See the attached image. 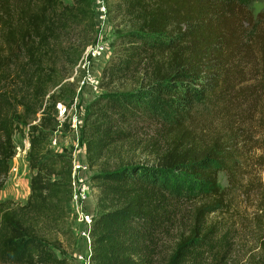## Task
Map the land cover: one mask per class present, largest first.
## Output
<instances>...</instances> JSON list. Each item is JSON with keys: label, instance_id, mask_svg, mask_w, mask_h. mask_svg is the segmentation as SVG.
<instances>
[{"label": "trees", "instance_id": "16d2710c", "mask_svg": "<svg viewBox=\"0 0 264 264\" xmlns=\"http://www.w3.org/2000/svg\"><path fill=\"white\" fill-rule=\"evenodd\" d=\"M104 1L117 21L98 83L109 93L87 105L79 128L97 169L89 264H226L234 223L217 174L239 186L245 135L240 126L205 141L193 126L200 107L241 92L235 79L245 70L236 64L264 90V11L254 16L247 0ZM95 43L90 0H0V191L24 128L32 172L24 204L0 201V264H68L57 251L71 166L64 180L47 142L59 126L56 105L74 97L75 68ZM256 161L263 169L264 155ZM243 186L246 195L264 187ZM262 204L254 219L264 256Z\"/></svg>", "mask_w": 264, "mask_h": 264}, {"label": "rangeland", "instance_id": "374dc122", "mask_svg": "<svg viewBox=\"0 0 264 264\" xmlns=\"http://www.w3.org/2000/svg\"><path fill=\"white\" fill-rule=\"evenodd\" d=\"M65 4H71L72 0H62ZM92 12L96 26V43H99V55L86 56L84 55L81 63L76 66V92L73 98L68 97L58 104L65 107V113L60 116L58 113L57 120L59 126L56 131L48 137L47 151L49 154L60 155L61 160L56 163L55 168L62 170L58 173L63 176L64 180L68 181V173L73 159L83 161L82 148L84 144L80 142L79 128L82 124L87 105L95 98L109 93V90L99 88V80L102 69L108 62L112 53V48L116 39L115 25L117 21H113L107 17V5L104 0H90ZM102 7L104 12H102ZM247 9L256 16L264 11V0H247ZM253 30H247V36H251ZM87 51V50H86ZM86 53V52H85ZM237 67L247 70L243 63L236 64ZM244 71V72H245ZM241 73L235 79V82L241 85L238 86L240 93H229L220 101H214L209 105L200 107L196 115V123L193 126V131L197 135L209 140L210 138L227 132L232 134L233 130L237 131L241 126L244 136H238L239 147L242 154L239 157L240 164L244 171L240 172L235 181L239 186L231 187L229 179L225 172L217 174V184L221 190L227 191L228 200L231 204L233 239L231 242V257L226 264H264V256L258 248L260 239V228L262 220L257 222L254 219L256 214V206L259 201L264 203V187H256L249 195L244 192V184L252 181L258 185L261 180L264 186V168L258 167L257 157L264 155V127L261 119L264 117V90L259 87V81L247 72ZM71 80V79H70ZM57 89V88H56ZM120 89L116 87L112 90ZM111 92V91H110ZM246 93V94H245ZM57 107V105H56ZM75 121V122H74ZM76 125V126H74ZM233 129V130H231ZM227 134V135H228ZM250 136V137H249ZM148 136H142L139 139H147ZM14 144V156L9 162L10 170L8 178L0 191V201L11 200L14 203L24 204L29 195V181L32 172L28 167L27 152L29 150V133L27 128L19 130L12 138ZM55 140V145L52 141ZM243 140L245 141L243 143ZM85 149V148H84ZM85 151V150H84ZM140 161H148L145 157L138 156ZM152 163V161H150ZM65 168V169H63ZM96 167L89 168V171L84 174L90 186V195L82 203V212L86 215L94 217L96 215V189L91 182V177L96 172ZM21 173V174H20ZM243 173V174H242ZM242 175V176H241ZM19 181L22 189L17 193L13 188L16 182ZM28 188V191H27ZM264 207V204H262ZM70 214L65 224V231L58 236V256L63 255L68 264H79L78 257L86 254L87 245L80 236V231L84 226L79 220V214L72 210L70 203ZM227 216V215H226ZM222 218L220 215H214L213 218ZM229 220L225 221L228 222ZM264 223V222H263ZM61 253V254H60Z\"/></svg>", "mask_w": 264, "mask_h": 264}, {"label": "built area", "instance_id": "2783aa9c", "mask_svg": "<svg viewBox=\"0 0 264 264\" xmlns=\"http://www.w3.org/2000/svg\"><path fill=\"white\" fill-rule=\"evenodd\" d=\"M102 12H104V8L102 7ZM99 43L94 47H89L85 53L86 56H95L99 55L100 52ZM57 110L60 116H62L66 109L63 105L57 104ZM75 122V121H74ZM76 126V125H74ZM52 144L55 145V140L52 141ZM89 165L83 161H79L76 159L72 160L71 163V172H70V203L72 210L76 211L80 216L79 220L84 226V229L80 231V236L84 240L87 245L86 254L80 255L78 257L79 264H89V255H90V228L92 218L89 215H86L82 212V203L85 199L90 195V186L88 184L87 178L83 176L89 171Z\"/></svg>", "mask_w": 264, "mask_h": 264}, {"label": "bare ground", "instance_id": "6f19581e", "mask_svg": "<svg viewBox=\"0 0 264 264\" xmlns=\"http://www.w3.org/2000/svg\"><path fill=\"white\" fill-rule=\"evenodd\" d=\"M19 189H22V185H21V183H19V181H17L16 185L13 188V190H14L15 193H17Z\"/></svg>", "mask_w": 264, "mask_h": 264}, {"label": "crops", "instance_id": "0c3cea01", "mask_svg": "<svg viewBox=\"0 0 264 264\" xmlns=\"http://www.w3.org/2000/svg\"><path fill=\"white\" fill-rule=\"evenodd\" d=\"M84 150H85V149H84V147H83V148H82V153H83L82 157L85 159V151H84ZM27 191H28V188H27ZM93 205H94V207H96L95 201H94Z\"/></svg>", "mask_w": 264, "mask_h": 264}]
</instances>
